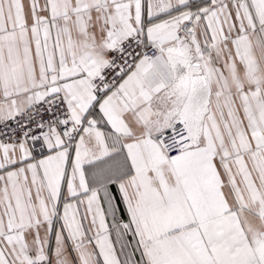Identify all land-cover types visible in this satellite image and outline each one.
<instances>
[{
  "label": "snow or ice",
  "instance_id": "obj_1",
  "mask_svg": "<svg viewBox=\"0 0 264 264\" xmlns=\"http://www.w3.org/2000/svg\"><path fill=\"white\" fill-rule=\"evenodd\" d=\"M0 264H264V0H0Z\"/></svg>",
  "mask_w": 264,
  "mask_h": 264
}]
</instances>
